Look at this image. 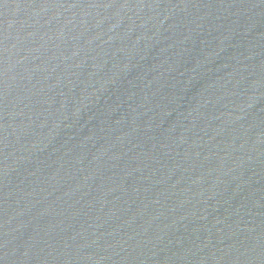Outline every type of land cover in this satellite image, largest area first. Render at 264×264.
<instances>
[{
	"label": "water",
	"instance_id": "obj_1",
	"mask_svg": "<svg viewBox=\"0 0 264 264\" xmlns=\"http://www.w3.org/2000/svg\"><path fill=\"white\" fill-rule=\"evenodd\" d=\"M0 264H264V0H0Z\"/></svg>",
	"mask_w": 264,
	"mask_h": 264
}]
</instances>
